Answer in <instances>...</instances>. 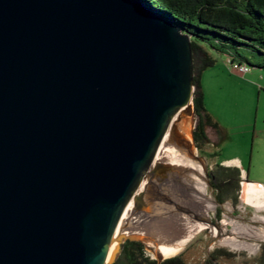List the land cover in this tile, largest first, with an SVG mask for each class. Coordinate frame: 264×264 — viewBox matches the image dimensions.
<instances>
[{
	"label": "water",
	"instance_id": "obj_1",
	"mask_svg": "<svg viewBox=\"0 0 264 264\" xmlns=\"http://www.w3.org/2000/svg\"><path fill=\"white\" fill-rule=\"evenodd\" d=\"M193 61L140 0H0V264H114L139 241L107 263L167 119L194 104Z\"/></svg>",
	"mask_w": 264,
	"mask_h": 264
},
{
	"label": "rangeland",
	"instance_id": "obj_2",
	"mask_svg": "<svg viewBox=\"0 0 264 264\" xmlns=\"http://www.w3.org/2000/svg\"><path fill=\"white\" fill-rule=\"evenodd\" d=\"M203 29L205 31H197L205 38L199 40L200 45L214 62L203 72L201 84L205 96V109L216 126L208 127L210 145L201 149L200 153L194 139L193 143L196 147V158L204 168L207 195L217 203L216 209L210 212L212 224L217 226L228 224L217 234L212 229H204L175 256L182 254L191 264H202L214 250L223 249L233 257L220 258L214 263L253 264L264 245L261 231L264 224L256 222L255 218L256 215L262 216L264 212L256 213L257 209L253 206L243 204L240 195L244 181L260 183L264 187V68L259 67L264 65V55L242 46H222L218 43V37L208 32L207 28ZM231 55L242 56L248 62L250 71L243 73L234 69L229 64ZM197 118L194 113L192 134ZM214 154L215 160L211 159ZM234 159L241 162V167L236 165L240 170L241 179L237 200L227 199L223 203H218L215 190L210 185L209 172L215 171V162ZM259 193L263 195L262 192ZM228 204L233 207L231 213L225 210ZM235 225H238L239 232L235 230ZM233 241L240 247L232 245ZM138 242L144 244L145 253L150 258L158 261L166 259L160 250L150 246L147 241ZM256 247H259V251L254 252L252 248Z\"/></svg>",
	"mask_w": 264,
	"mask_h": 264
},
{
	"label": "bare ground",
	"instance_id": "obj_3",
	"mask_svg": "<svg viewBox=\"0 0 264 264\" xmlns=\"http://www.w3.org/2000/svg\"><path fill=\"white\" fill-rule=\"evenodd\" d=\"M243 68L250 71L246 66ZM193 105L191 102L176 109L167 119L163 134L119 209L110 236L107 263L127 239L145 240L168 259L204 229L217 234L228 224H212L210 212L217 203L207 195L204 168L196 158ZM259 192L264 194V189L252 182L242 183L240 200L257 209L256 213L264 212V199ZM232 208L228 204L225 210L231 213ZM255 220L264 224V213L256 215ZM235 230L239 232L238 225ZM261 231L264 236V228ZM231 244L240 247L235 241Z\"/></svg>",
	"mask_w": 264,
	"mask_h": 264
},
{
	"label": "trees",
	"instance_id": "obj_4",
	"mask_svg": "<svg viewBox=\"0 0 264 264\" xmlns=\"http://www.w3.org/2000/svg\"><path fill=\"white\" fill-rule=\"evenodd\" d=\"M153 9L160 18L170 21L192 35L194 53V111L198 117L193 132L195 144L200 150L209 142L207 128L215 127L212 117L205 109V96L201 84L203 72L213 65L214 60L201 48L199 40H205L197 31L211 32L219 38L222 46L244 47L264 55V0H140ZM231 54V53H230ZM233 62L250 69L249 64L240 55H231ZM245 64V65H244ZM264 68V65L259 66ZM210 185L215 190L218 203L227 199L237 200L240 188V170L216 165L214 172H209ZM233 256L223 249H216L206 259V264H218L220 258L231 259ZM114 264H187L181 256L158 261L145 253L141 242L126 241L124 248ZM253 264H264V245L261 254Z\"/></svg>",
	"mask_w": 264,
	"mask_h": 264
},
{
	"label": "crops",
	"instance_id": "obj_5",
	"mask_svg": "<svg viewBox=\"0 0 264 264\" xmlns=\"http://www.w3.org/2000/svg\"><path fill=\"white\" fill-rule=\"evenodd\" d=\"M264 78V77H263ZM262 78V79H263ZM214 123V122H213ZM207 130H208V128H207ZM208 133V132H207ZM209 138V137H208ZM208 145H210V140H209V142L204 146V147H207ZM215 156H216V154H214V155H212V157H211V159H213V160H215ZM230 163H231V165H230ZM218 164H220V165H223V166H225V167H228V168H233V167H237V166H239V167H241L240 165H241V162H240V160L239 159H234V160H230V161H223V162H215V166L216 165H218ZM230 165V166H226V165ZM237 165V166H236ZM260 184V183H259ZM178 256V255H177ZM179 256H181V257H183L185 260H186V262H187V264H191L190 263V261L189 260H187L186 258H185V256L184 255H179ZM176 257V256H175ZM173 258V257H172ZM207 258L209 259V256H207ZM164 260H166V259H164ZM202 264H206V259H205V261H204V263H202Z\"/></svg>",
	"mask_w": 264,
	"mask_h": 264
},
{
	"label": "built area",
	"instance_id": "obj_6",
	"mask_svg": "<svg viewBox=\"0 0 264 264\" xmlns=\"http://www.w3.org/2000/svg\"><path fill=\"white\" fill-rule=\"evenodd\" d=\"M229 60H230L229 64H231V65L233 66L234 69H236V70H238V71H241V72H243V73H248V72H249L248 70H246V69L243 68V66L241 65L242 62H233L231 59H229ZM256 185H258V186H260L262 189H264V187H263L262 185H260V184H256ZM261 197H262V199H264V194L261 195ZM242 244H243V242H242ZM258 246H259V245H258ZM255 251H256V252L259 251V247H256V248H255ZM255 251H254V252H255Z\"/></svg>",
	"mask_w": 264,
	"mask_h": 264
},
{
	"label": "flooded vegetation",
	"instance_id": "obj_7",
	"mask_svg": "<svg viewBox=\"0 0 264 264\" xmlns=\"http://www.w3.org/2000/svg\"><path fill=\"white\" fill-rule=\"evenodd\" d=\"M252 249H254V248H252Z\"/></svg>",
	"mask_w": 264,
	"mask_h": 264
}]
</instances>
